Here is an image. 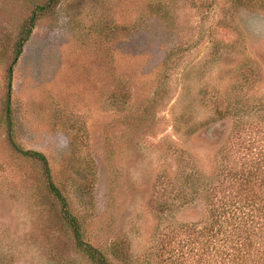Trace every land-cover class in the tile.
<instances>
[{"label":"rangeland","instance_id":"374dc122","mask_svg":"<svg viewBox=\"0 0 264 264\" xmlns=\"http://www.w3.org/2000/svg\"><path fill=\"white\" fill-rule=\"evenodd\" d=\"M46 1L0 0V264H93L69 214L109 264H176L172 231L209 214L181 187L264 137V0L51 3L13 69L12 139L7 73Z\"/></svg>","mask_w":264,"mask_h":264},{"label":"trees","instance_id":"16d2710c","mask_svg":"<svg viewBox=\"0 0 264 264\" xmlns=\"http://www.w3.org/2000/svg\"><path fill=\"white\" fill-rule=\"evenodd\" d=\"M58 1L47 0L44 4H38L25 21L18 39L14 61L7 73V99L4 107L12 139L10 99L13 69L37 22L46 14V10L49 12L54 6L50 4ZM237 2L244 3V0ZM245 130L242 133L246 134ZM13 145L23 157L41 165L49 193L66 206L62 193L52 180L46 157L39 152L24 151L15 143ZM227 145H224L221 153L235 152L237 160L228 161L227 157L212 176L198 177L197 180L193 178L191 186L184 185L180 189L179 198L191 205L207 206L209 214L200 224H190L172 231L176 237L169 245L174 247L172 252L176 264H264V137L253 141L244 139L238 143L233 140ZM254 153L257 157L252 156ZM66 222L73 229L79 251L93 264H109L107 257L85 243L82 228L73 215L69 214ZM187 246H191L188 257L184 253ZM195 251L206 253V259L198 260L194 256Z\"/></svg>","mask_w":264,"mask_h":264}]
</instances>
